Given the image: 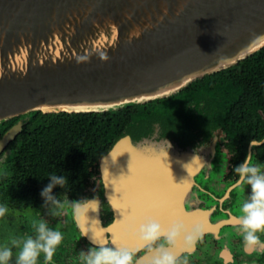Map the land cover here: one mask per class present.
Instances as JSON below:
<instances>
[{
  "label": "water",
  "instance_id": "obj_1",
  "mask_svg": "<svg viewBox=\"0 0 264 264\" xmlns=\"http://www.w3.org/2000/svg\"><path fill=\"white\" fill-rule=\"evenodd\" d=\"M263 47L264 0H0V123L166 97ZM22 126L20 119L1 136L0 154ZM124 139L134 153L178 159L174 170L190 187L205 166L202 151L123 135L98 161L113 209L109 191L137 179L116 157ZM183 201L179 209L189 210ZM119 218L106 229L115 247L137 248Z\"/></svg>",
  "mask_w": 264,
  "mask_h": 264
},
{
  "label": "flooded vegetation",
  "instance_id": "obj_2",
  "mask_svg": "<svg viewBox=\"0 0 264 264\" xmlns=\"http://www.w3.org/2000/svg\"><path fill=\"white\" fill-rule=\"evenodd\" d=\"M214 81L208 82L212 85ZM230 81L235 85V80L230 79ZM223 88L203 91L206 102L199 101L197 107L202 120L193 121L187 128L188 135H184L185 132L174 140L177 144L188 142L183 148L202 151L206 160L200 175L194 176L191 187H184L182 190L173 187L172 191L167 190V192L163 187H158V191L151 190L150 197L135 189L123 202L126 205H138L139 213L135 214L134 219L129 214H125L123 221H128L127 223L133 227L137 223L134 221L136 218H139L138 222H140L150 216L151 212H156L155 209L141 211L142 206L177 208L184 200L183 203L189 210H184L183 220L175 216L173 221L181 220L189 230L200 226L204 230V236L191 255L181 250L182 244H177L175 251L180 255L181 260L186 257L189 264H264V252L247 253L243 250L242 237L237 230L236 222L240 205L247 195H250L251 189L247 187L237 190L231 187L237 179L234 168L245 160L249 152H252L255 162L264 164V144L253 149L249 146L251 139L264 141V105L251 104L250 101L245 103L249 100L243 95L245 90ZM189 106L192 110L196 108L194 103H190ZM194 115L197 117L198 112ZM158 134L159 129L156 126L149 138L163 140ZM172 144L179 147L175 143ZM8 153L6 151L0 161ZM179 192H182V196ZM137 196H140L141 200H137L135 198ZM67 198L69 201L96 198L100 207L98 212L89 210L88 221H83V227H78L72 218L71 208L67 206ZM61 200L65 201L66 207L64 214L56 218L48 214L44 200L1 205L6 206L10 214L17 211L18 217L15 230L13 228L9 230L0 223V247L11 246L12 240L23 241L29 236H34V224L44 219L50 227L58 228L63 233L62 243L57 248L52 264H82L79 253L81 251L87 253L93 247L98 248L99 243L115 248V239L106 229L114 222L115 216L116 222L120 220L121 213L119 214L115 206L113 209L105 201L99 170L82 191L76 195L64 192ZM129 225L126 224L124 230L130 233L133 228L130 229ZM85 233L88 235L82 237ZM131 236L127 237L131 239ZM261 240L264 241V235H261ZM17 250L13 249L14 256L10 264H15ZM39 264H43V256Z\"/></svg>",
  "mask_w": 264,
  "mask_h": 264
},
{
  "label": "trees",
  "instance_id": "obj_3",
  "mask_svg": "<svg viewBox=\"0 0 264 264\" xmlns=\"http://www.w3.org/2000/svg\"><path fill=\"white\" fill-rule=\"evenodd\" d=\"M210 80L216 83L211 85ZM220 87L245 90L243 95L249 99L245 103L264 105V47L166 97L103 112L37 111L0 123L1 137L23 119L22 130L0 156L9 152L0 161V206L43 201L41 192L53 173L66 176L68 181L65 188L54 187L53 196L60 198L64 192L76 195L98 173L99 158L123 135L139 141L149 138L157 126L160 137L177 144L174 140L185 132L188 135L189 124L202 120L197 107L199 101L206 102L203 91ZM190 103L195 104L194 111ZM186 143L177 145L184 149Z\"/></svg>",
  "mask_w": 264,
  "mask_h": 264
},
{
  "label": "clouds",
  "instance_id": "obj_4",
  "mask_svg": "<svg viewBox=\"0 0 264 264\" xmlns=\"http://www.w3.org/2000/svg\"><path fill=\"white\" fill-rule=\"evenodd\" d=\"M261 144H264V141L251 139L249 142L251 149ZM129 170L131 171L130 164ZM233 171L237 179L231 187L237 190L247 187L251 189L250 195H247L240 205L236 222L242 237L243 250L247 253L264 252V241L261 240V235H264V164L255 162L252 152H249L245 160ZM49 179L51 182L42 190L41 197L48 214L56 218L64 214L66 204L61 197L58 199L52 195L53 188H65L68 181L66 176L55 173L51 174ZM67 206L71 208L72 218L78 227H83L82 222L88 221L89 210L98 212L100 207L96 198L78 201H69L67 198ZM7 212L6 206H0V218ZM33 227L34 236H29L23 241L12 240L11 246L0 247V264H10L14 248L18 249L15 252V264H39L41 256L43 264H52L57 248L62 243L63 233L58 228L50 227L44 219ZM87 235L85 233L82 237ZM203 236L204 230L200 226L189 230L179 219L164 225L158 219L148 216L133 232V237L139 245L137 248H113L99 243L98 248H90L87 253L81 251L79 258L82 264H189L186 257L181 260L175 251L177 244H182L181 250L191 255ZM93 240L96 242L94 237Z\"/></svg>",
  "mask_w": 264,
  "mask_h": 264
},
{
  "label": "bare ground",
  "instance_id": "obj_5",
  "mask_svg": "<svg viewBox=\"0 0 264 264\" xmlns=\"http://www.w3.org/2000/svg\"><path fill=\"white\" fill-rule=\"evenodd\" d=\"M116 157L120 158V160L124 159L121 160L122 161L121 164L125 165L126 168L128 169V175L131 174L132 176L137 177V179L134 178L133 179L134 182H131L129 185L124 186L122 183L121 185L116 186L117 184H115L116 187H114V189L112 191L110 190L108 193V197L110 198L111 203L113 204V206L116 207V209H118L119 214L121 213V217L123 216V220H125L124 219L125 214L126 215L129 214L130 217L132 216L134 219L135 214L139 213L140 207L138 205L135 204L126 205L124 204L125 202H123L124 200H127L126 198H128V194L135 189L142 191L145 195L148 194L150 197L151 190L158 191L157 190L158 187H163L166 192L167 190L172 191L173 187L178 188L180 190H182L184 187H190V182H188V184H183L184 182L182 181L183 182L182 183L180 181L177 172L174 170L175 166L179 163L178 159L175 158L164 159L161 157L134 153L131 151V149H129L126 139L119 142L118 146L116 147ZM129 164L131 171L129 170ZM135 198L137 200H141L140 196H137ZM114 201H116L115 204ZM143 209H147V210L155 209L156 212H151L152 214L150 216L158 219L164 225H168L171 222H173V218H175V216H178V218L183 220L182 215L184 214L183 213L184 210H180L179 207L166 208V207L158 206L157 208H154V206H150V207L142 206L141 211H143ZM140 222H137L134 225L132 223L133 227H131L129 223L125 222L127 225H129L130 229L133 228L132 232H130L131 235H133L135 228L138 226ZM118 223H117L118 228L120 229L122 228L124 230V226L126 224L123 226L124 223L123 224H118ZM115 230L117 231V229ZM116 233L119 234L118 232ZM131 237L132 239L134 238L133 236ZM118 246L121 247L119 244Z\"/></svg>",
  "mask_w": 264,
  "mask_h": 264
},
{
  "label": "rangeland",
  "instance_id": "obj_6",
  "mask_svg": "<svg viewBox=\"0 0 264 264\" xmlns=\"http://www.w3.org/2000/svg\"><path fill=\"white\" fill-rule=\"evenodd\" d=\"M17 217V211L11 214L7 212L6 215L0 219V223H3L4 227L9 228V230L12 228L15 230V228H17V224H15Z\"/></svg>",
  "mask_w": 264,
  "mask_h": 264
}]
</instances>
